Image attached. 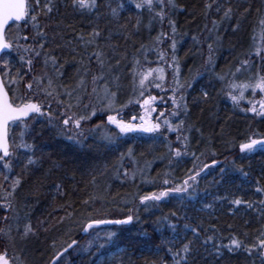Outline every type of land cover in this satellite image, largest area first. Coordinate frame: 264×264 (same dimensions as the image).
I'll return each mask as SVG.
<instances>
[{
    "label": "trees",
    "instance_id": "trees-1",
    "mask_svg": "<svg viewBox=\"0 0 264 264\" xmlns=\"http://www.w3.org/2000/svg\"><path fill=\"white\" fill-rule=\"evenodd\" d=\"M175 2L178 8L167 11L170 18L175 20L178 29L177 56L181 67L180 79L181 82H192V86L185 91L189 106L186 122L194 126L190 133H185L190 138L188 155L175 158L168 152V143L177 146L176 133L165 132L167 141L159 135L141 140L130 135L117 136L116 130L111 127L107 130L105 127L108 114L106 111H98L91 120L83 122L84 127L89 128L88 131L71 140L67 135H72V132L58 135L45 117H37L31 122V134L25 137L26 142L33 145V151H23L22 155L21 149L13 145L12 151L17 158H11V178L21 180L20 187L11 199L15 208L13 212L21 215L22 226L32 223L31 225L38 227L40 231L37 239L33 238L29 245L18 243L19 246H25L22 247L24 264H50L55 253L63 251L73 240L77 242L76 245L61 258L65 264H97L101 256L106 257L119 249L122 251L104 264H172L168 247H179L180 240L185 235L191 239L190 230L184 229L185 223L193 227L201 226L208 230V234H211L212 228H216L225 242L230 235L251 242L264 228V217L260 216L257 207L247 209L241 206L236 209L224 199L227 209L219 212L220 202L216 204L218 197L225 196L229 199L239 197L253 202L264 199V195L243 185L247 182L254 183L255 179L264 186V151L258 147L254 151L258 155L242 159L235 157L237 153H241L240 143L249 138H264V116L247 111L246 99L243 98L234 104L228 95L231 91L228 85L233 80L237 83L254 80L258 71L264 75V61L261 60V56H264V29L260 25V21L264 19V0ZM105 3H111L112 7L123 3L125 7L120 11L119 17L113 19L107 7L101 8L95 15H81L70 6L71 0H55L56 7L51 17L41 15L39 22L47 32L49 52L59 57V63L65 64L64 75L57 84L62 83L70 88L76 86L77 69H81V74L84 71L79 63L84 48H77L81 55L71 51L77 46L75 36L83 32L87 37L92 28L98 27L101 37L97 43L105 53V63L111 67V75H108V67L103 71L109 81L112 76H120L119 95L128 92V96L123 95L124 104L137 98L133 90L130 92V87H133L130 76L133 57L141 59L143 63V53L138 51L141 44L151 48L155 36L161 30L170 33V29L167 22L161 26L159 22L153 21L149 31L145 26L152 14L147 10L138 12L132 0H105ZM209 3L212 4L210 9L206 8ZM229 7L232 9L230 20L223 18ZM137 18L141 20L139 30L134 27ZM15 31L13 24L11 32L14 34ZM26 32L27 29L22 30V34ZM193 36L197 37V41L192 39ZM9 38L13 36L10 35ZM67 41H72V44H67ZM30 42L20 41L21 44ZM167 44L168 42H165L162 46L166 50ZM209 44L213 47V65L207 63ZM93 50L95 46H89L88 54ZM258 50L260 55H256ZM148 58L153 61L151 67L157 66L154 52L148 51ZM16 59L18 61V57ZM245 60L249 61L248 66L237 73L236 68L241 67V62ZM85 63H88L87 60ZM34 66V71L28 73L27 80L33 75L39 76L45 72L54 76L51 63L45 68L43 56L34 60ZM159 66L165 68L163 63ZM17 68H20L21 74L27 70L26 66L21 67L20 64L16 70ZM165 70L167 71L166 68ZM100 71L93 58L86 77L89 94L77 93L83 95V104L89 102L94 105V97L90 95L91 76ZM232 73H235V76ZM221 74L225 76L224 81L217 79ZM204 91L209 93L207 101L202 99ZM250 91L251 89L245 93L246 98L249 97ZM35 92L37 91L34 89L33 94ZM235 94L239 95L238 92ZM38 95V101L45 105V111L49 103L53 112L64 110L54 98L46 97L42 91L38 92ZM62 99L66 101L64 97ZM72 103L75 104L73 100ZM95 106L98 109L103 107ZM171 108V105H167V109ZM73 111L80 114L86 109L81 106ZM122 111L126 119L138 116L135 103H128ZM97 125L102 128L98 130ZM102 133L112 136L115 143L110 144L104 138L102 140ZM13 138L18 144V131H11L10 140ZM129 149L133 153L132 159L127 158ZM19 153L21 155H18ZM192 153L199 159L194 160ZM121 154H124L122 161ZM25 156H31L37 163L27 165L28 158ZM136 161L139 162L137 166ZM213 161L216 162L214 167L211 166ZM193 163L197 167L203 164L210 166L208 169L213 174L212 184L215 183V187L207 185L209 181L204 179V171L198 177L201 186L193 194L194 198L190 199L187 194H184L182 199L171 195L155 206L140 204V196L158 193L180 183L193 168ZM237 167L243 168L249 175L244 177L236 170ZM221 168L224 169L223 173ZM125 171L128 172V177L123 175ZM166 173L172 181L169 185L163 184ZM133 174L134 179L131 178ZM216 178L218 179L215 182ZM4 186H7L6 183ZM209 204L212 205L213 216L207 223L202 222L198 211H195L196 207ZM129 209L132 211L129 212ZM242 210H245L243 215H237ZM172 212H176L178 217L186 216L188 219L178 220L171 217ZM129 214L134 216L131 224H101L94 227V238L91 233L86 234L83 231L86 223L91 220L124 219ZM163 217H169L170 222L177 225V232L174 233L166 224L158 223ZM8 222L9 219L7 224ZM245 232L248 233L247 237L244 236ZM112 233L115 235L110 236ZM8 239L0 242L7 246V249L11 245ZM253 261L254 264H260L257 257L249 258L241 251L235 255L225 253L220 264H253ZM196 264H216V261L212 255L200 249Z\"/></svg>",
    "mask_w": 264,
    "mask_h": 264
},
{
    "label": "snow or ice",
    "instance_id": "snow-or-ice-1",
    "mask_svg": "<svg viewBox=\"0 0 264 264\" xmlns=\"http://www.w3.org/2000/svg\"><path fill=\"white\" fill-rule=\"evenodd\" d=\"M215 0H213V3ZM134 7L138 12H143L147 10L152 14L149 23L145 26L151 31L153 21L159 22L161 26L167 22L170 29L169 32L161 30L153 39L152 47L149 48L148 45L141 44L138 51L143 53L142 63L141 59L133 57L130 66V76L133 86V93L136 95L135 103L139 104L140 108L143 109V113L137 117L132 116L130 121H125L120 113L123 108L127 105H121L120 108L116 107L118 100L119 91L121 88L120 76H112L111 80L107 79L104 73V69L108 67L109 73L111 75V67L105 63V53L100 49L97 43L101 37V31L98 27L92 28L91 32L85 36L81 32L78 36H75L77 41V46L73 47L71 51L76 55H81L77 52L78 47L84 48V54L80 59L79 63L83 66L84 71L81 74V69H77L78 79L75 88H70L64 84H57L64 73L63 68L64 63H59V57L51 54L48 50V36L45 28L41 27L39 22V17L43 15L44 17L50 18L54 9L56 7L55 0H0V167L4 169L2 175L3 181H8L9 176L6 174L11 171V158L14 153L12 151L13 145L17 148L24 149L26 152L33 151V145L26 142L25 137L30 135V125L31 122L36 120L37 117H45L48 124L55 128L58 135H66L71 131L72 135H67L68 139H74L77 136L83 135L82 124L85 121L91 120L92 117L97 115L98 111H106L107 125L114 126L118 132L117 136H126L130 133H142L148 134L150 136L156 137L159 135L163 137L164 141L168 140L165 135L167 133H176L177 146H173L172 143L167 144L168 152L175 158H180L182 156L188 155V148L190 144L189 135L185 133H190L193 129V125H189L186 122V117L189 113V106L187 103V98L185 91L187 88L192 86V82L185 80L181 82V67L180 61L177 56V45H178V29L175 20L171 19L167 9L176 10L178 5L175 0H132ZM70 6L81 15H95L98 14L103 7H107L110 10V15L113 19H117L120 15V11L123 10L125 5L123 3L117 4L116 7H112L111 3H105V0H71ZM212 4H206V8H211ZM183 11V9H180ZM217 11H219V6H217ZM224 19L232 18V9L229 7L224 12ZM15 22L14 27L16 29L15 33L11 32V27H9L6 32V26L9 22ZM141 20L137 18L134 27L139 30ZM261 28L264 29V19L260 21ZM216 22H213V28L215 29ZM27 29L26 33L22 34V30ZM12 35L13 38H9ZM192 39L197 41V37L193 36ZM31 41L30 43L21 44L20 41ZM34 42V43H32ZM165 42H168L167 49L162 47ZM67 44L71 45L72 41H67ZM95 46L90 54H88V47ZM209 56L207 63L213 65V57L211 55L213 47L212 44L208 45ZM170 50V56H169ZM148 51H152L156 54L157 66L151 67L153 61L148 58ZM256 55H260L258 50ZM43 56V64L45 68L51 63L54 76H49L46 72L43 75L31 76L29 80H23L20 68H17L15 75H12V59L14 57L19 58V63L21 67L26 66V73H32L34 71V60ZM95 58V63L99 65L100 72L93 74L91 76L92 88L90 95L94 97L100 104L103 105L102 108H97L95 105L83 104V95L77 94V90L84 95H88V84L86 77L90 71L91 62ZM87 60V64L85 63ZM261 60L264 61V56H261ZM67 63V61H65ZM161 63L167 65L172 70V83L174 87L170 89L172 95L167 97V100L163 96L160 97L162 101H171L172 109L168 116H165V111H161L159 116L155 119L152 118L151 113L156 111L157 99L156 95L151 94V88H156L163 91H167L164 86V81L166 80L165 68L159 66ZM249 61L245 60L241 62V67L236 68V72H240L242 68H246ZM119 61H117V66ZM235 76V73H232ZM6 79L11 85H18L21 81L24 83V88L26 91L20 95H16L19 89H13V95L10 98L9 92L6 91ZM217 79L224 81L225 76L223 74L217 76ZM111 85V86H110ZM228 87L231 89L229 92V98L235 104L239 100L244 98L245 92L251 89L252 95L255 96L257 91L261 94V99L255 103L249 101L251 107L247 111L252 112L254 115L264 116V75L259 71L256 73L254 80H249L248 82L237 83L233 80ZM34 89L38 92L42 91L46 97H52L56 100L58 105L64 107L63 111H52V106L49 103L47 105V111H45L44 105L40 102L35 101L32 98V93ZM63 89V91H60ZM238 92L239 95L235 93ZM62 97H67V103ZM76 103L73 104L72 100ZM202 99L207 101L209 99V93L204 91L202 93ZM130 99L128 103H132ZM83 106L86 111L84 113L78 114L73 111L75 108ZM116 114L113 115L112 113ZM183 116L184 118H180ZM163 118V119H161ZM140 120V123H133L132 121ZM96 128L99 130L102 128L101 125H97ZM199 131V129H196ZM10 131H18L19 133V143L16 144L15 138L10 140ZM108 143H115L112 136L105 135L103 137ZM257 147L264 151V138H249L246 142H242L239 145V150L241 154L252 153ZM194 160L199 159L196 157L195 153H192ZM203 155V153H201ZM215 155V153H213ZM133 153L129 149L127 153V158L132 159ZM124 159V154H121V161ZM37 162L29 156L27 159V165H34ZM215 161L211 166H215ZM26 165V167H27ZM210 166L203 164L199 167L193 163V168L186 173L185 178L178 184L160 192H153L151 194H146L139 197V202L145 206H155L156 203L168 198L171 195H177L183 198L184 194L188 197L194 198L193 194L196 192V185L198 184V177L201 173L208 169ZM235 167V165H234ZM244 177L249 175L248 172L244 171L243 168L237 167ZM221 173L224 169H220ZM125 177H128V172H123ZM169 174H165L163 179V184L169 185L172 181L168 178ZM135 178V174L131 177ZM223 179V176L221 177ZM21 180L16 178L11 181L9 185L10 191L4 189V184L0 183V190H3V195L0 196L3 200L7 201L6 204L0 205L6 210L11 209L10 197L14 195L16 190L20 187ZM59 187V186H57ZM255 192L264 195V186H261L259 181H257V186ZM217 199L228 200L229 204L233 205L234 208L239 209L244 206L247 209H252L254 206L261 217H264V199L258 202L245 201L242 198L235 197L229 199L227 196L218 197ZM149 202H152L150 205ZM87 203V202H86ZM206 208L211 209L212 205H205ZM132 210L129 209V212ZM171 217H175L180 220H187L186 216L178 217L176 212L170 214ZM9 217L5 216L4 221L6 228H0V234L9 237V239L14 243V238L11 237V225L7 224ZM18 220V217L15 218ZM134 216L132 214L127 215L124 219H96L91 220L86 223L83 231L87 232L101 224H114V225H127L133 222ZM138 219V217H137ZM161 224H166V226L171 229L174 233L177 232V225L170 222L169 217H163L158 222ZM231 228V225H229ZM184 229L190 230L191 239L187 238L185 235L180 240L179 247H168L167 251L171 254L172 264H196V257L200 254V249L208 252L214 257L216 264H220L224 260L225 253L229 255H235L241 251L247 254L249 258L255 256L260 260V264H264V228L259 231V234L251 242H246L243 239L238 238L236 235H230L225 239L219 235V230L216 228L211 229V234H208V230L202 228L201 226H191L188 223L184 224ZM18 234L22 240H26L30 235H35L32 225L30 223H25L23 225V230L20 231L17 228ZM115 235V233L110 234ZM247 237L248 233H244ZM186 241V242H185ZM76 241L73 240L72 243L68 244L67 247L63 248V251H57L54 258L50 261V264H65L61 258L64 257L65 253L69 252V249H73L76 245ZM172 243L171 241L169 242ZM55 247V245H53ZM0 264H24L19 256L8 255L7 248L0 252ZM254 264V261H253Z\"/></svg>",
    "mask_w": 264,
    "mask_h": 264
},
{
    "label": "rangeland",
    "instance_id": "rangeland-1",
    "mask_svg": "<svg viewBox=\"0 0 264 264\" xmlns=\"http://www.w3.org/2000/svg\"><path fill=\"white\" fill-rule=\"evenodd\" d=\"M17 57H14L13 59H12V75H15V73H16V67L18 66L19 67V58H18V61H16L17 59H16ZM2 62V61H1ZM154 67H156V66H154ZM165 68L167 69V71H165V75H166V80L163 82L164 83V86H165V88L167 89V91H161V90H159V89H156V88H151V94L152 95H156L157 97H158V99H157V108H156V111L155 112H153V113H151V116H152V118L153 119H155L156 117H158L159 116V113L161 112V111H165V116H168V114H169V112L171 111V109H167V105L169 106V105H171V101H167V102H165V101H162V100H160V97L161 96H163L164 98H165V100H167V97L168 96H171L172 95V93H171V91H170V89L172 88V85H173V83H172V70H171V68H169L167 65H165ZM170 70V71H169ZM27 71V70H26ZM26 72H24V74H21L22 76H23V80H27V75L28 74H25ZM109 73V72H108ZM6 84H7V89H8V92H9V94H10V96L12 97V95H13V89H19V91H17L16 92V95H20L21 93H24L25 91H26V89L24 88V83H23V81H21L18 85H11L10 84V82L9 81H7V79H6ZM20 85H22V86H20ZM133 90V87H130V92ZM77 93H80L79 92V90H77ZM245 93H247V91L245 92ZM81 94V93H80ZM123 95H126V96H128V92H124L122 95H118V100H117V103H116V107L117 108H119V106H121V105H128V102L127 103H124V104H122V102H124V97H123ZM122 96V97H121ZM247 96V95H246ZM246 96H244V99H246L247 100V103H248V105L247 106H245L246 108H250L251 107V105H250V103H249V101H252L253 103H255V102H257V101H259L262 97H261V94L259 93V91H257V93H256V95L255 96H253L252 95V92L250 91V93H249V97H247L246 98ZM32 98L35 100V101H37V102H40V101H38L40 98H39V95H38V93L37 92H35V94H33L32 93ZM65 99H66V101H65V103H67V97H64ZM129 98V97H128ZM73 101L76 103V101L73 99ZM93 101H94V105H102V104H100L95 98H93ZM133 102L132 103H135V100H132ZM41 103V102H40ZM85 103V102H84ZM119 103V104H118ZM87 104H89V102H87ZM135 106H137V110H138V116L137 117H139L142 113H143V109H141L140 108V106H139V104H137V103H135ZM44 108H45V105H44ZM252 113V112H251ZM113 115H115L116 113L115 112H113L112 113ZM253 114V113H252ZM120 116L125 120V121H130L131 120V118L130 119H126L125 118V116H124V112L122 111L121 113H120ZM258 116V115H257ZM93 118V117H92ZM106 118H107V115H106ZM161 119H163V118H161ZM133 123H137V124H139L140 123V120L139 119H137L136 121H132ZM105 123H106V119H105ZM106 128H107V130H108V128H112V129H114V130H116L115 128H114V126H111V125H107V123H106V126H105ZM88 127H84V124H82V132L83 133H86L87 131H88ZM110 130V129H109ZM117 132H118V130H116ZM69 132H71V131H69ZM10 134H11V131H10ZM105 135H107L106 133H102V135H101V139L103 140V137L105 136ZM128 135H130V136H133V137H136V138H138V139H151V137L152 136H150V135H148V134H142V133H130V134H128ZM128 135H126V136H128ZM82 136V135H81ZM126 136H123V137H126ZM135 138V139H136ZM146 141H148V140H146ZM20 149V148H19ZM23 151H25L24 149H21V154H22V152ZM20 153L18 154V155H21ZM23 155V154H22ZM255 155H258L257 153H254V152H252V153H244V154H241V153H237L236 155H235V157H236V159H242V158H244V157H249V156H255ZM26 157V156H25ZM14 160H15V158H17V156L15 155V153H14V155H13V157H12ZM26 158H28V157H26ZM11 164H12V161H11ZM18 164V163H17ZM139 164V162L138 161H136L135 162V165L137 166ZM18 166V165H17ZM11 170H13V164H12V167H11ZM0 173H4V169L2 168V167H0ZM8 176H9V180L8 181H3V179H2V175H0V183H3V184H5L6 183V187L4 186V189H10V187H9V185L11 184V181H12V172L10 171V172H8V173H6ZM17 174V173H16ZM203 177H204V179L205 180H208L209 182V184L207 183V185L209 186V187H212V186H214L215 187V183L214 184H212V177H213V174H211V171H209V169L208 170H205V173H204V175H203ZM214 178V177H213ZM217 179L218 178H216L215 179V182L217 181ZM14 180V179H13ZM254 183H256L257 184V180H255L254 179ZM253 182H247V183H243V185H244V187L245 188H250V190L252 191V189H254V191H255V188H256V185L254 184ZM201 186V184L200 183H198L197 185H196V189H198L199 187ZM217 186H218V183H217ZM220 189V188H219ZM11 190V189H10ZM4 193H3V190H0V196H2ZM13 197V196H12ZM12 197H10V201H11V205H12V207H11V209H9V210H6L4 207H0V228H5V230H8L7 228H6V226H5V221H4V217L5 216H8L9 217V222H8V225H11V235H12V238H14V243H12V241L10 240V239H8L9 237H6V236H4V235H2V234H0V242H1V240H6V239H8V240H10L11 242H10V246H9V249H7V251H8V255L10 256V257H12V256H19L20 258H21V260L24 262L25 261V259H24V257H23V255H24V251H22V247H25V246H19L18 245V243H22V244H24V243H26V244H24V245H29V243L31 242V240H34L33 238H36L37 239V236H39L40 235V231H39V228L38 227H36V226H33L32 225V228H33V231H34V233H35V235H30L26 240H22L21 238H20V236H19V234H18V231H17V228H19L20 229V231H22L23 230V226H22V220L23 219H21V215H19V214H15L13 211L15 210V208H14V205H13V203H12ZM255 198H256V196H255ZM215 199V198H214ZM257 202H258V200H256ZM214 202V201H213ZM220 202V203H219ZM7 203V201H5V200H3L2 198H0V205H3V204H6ZM219 203V212H222V211H224V210H226L227 209V203H226V201L224 200V199H219L218 201H216V204H218ZM204 204V203H203ZM195 211H198V213H199V216H200V218H201V221L202 222H208L209 220H210V218H211V216H213L212 215V210L211 209H208V208H206V207H204V206H197L196 207V210ZM245 212V210H242L241 212H238V214L237 215H243V213ZM10 215V216H9ZM18 217V220L17 219H15V218H17ZM23 217V216H22ZM24 218V217H23ZM32 224V223H31ZM5 226V227H4ZM86 234H88V233H91L92 234V236H93V238H94V228H92V229H89L87 232H85ZM13 235H15V236H13ZM5 247H7V246H4V245H2V244H0V252H2V251H4V249H5ZM21 247V248H20ZM122 250L121 249H119V250H116V251H114V252H112L111 254H109L108 256H101L99 259H98V261H97V264H104L106 261H109V260H112V258L116 255V254H118V253H120Z\"/></svg>",
    "mask_w": 264,
    "mask_h": 264
},
{
    "label": "water",
    "instance_id": "water-1",
    "mask_svg": "<svg viewBox=\"0 0 264 264\" xmlns=\"http://www.w3.org/2000/svg\"><path fill=\"white\" fill-rule=\"evenodd\" d=\"M13 23H15V22H13V21H10V22H9V25L6 26V32H7L8 28H9ZM0 62H1V61H0ZM6 91H7V90H6Z\"/></svg>",
    "mask_w": 264,
    "mask_h": 264
}]
</instances>
